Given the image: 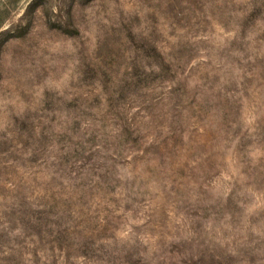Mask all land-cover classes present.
Wrapping results in <instances>:
<instances>
[{
    "label": "rangeland",
    "instance_id": "1",
    "mask_svg": "<svg viewBox=\"0 0 264 264\" xmlns=\"http://www.w3.org/2000/svg\"><path fill=\"white\" fill-rule=\"evenodd\" d=\"M0 264H264V0H0Z\"/></svg>",
    "mask_w": 264,
    "mask_h": 264
}]
</instances>
